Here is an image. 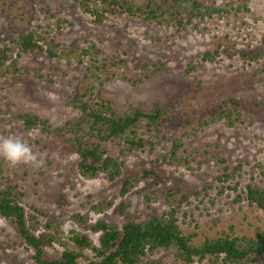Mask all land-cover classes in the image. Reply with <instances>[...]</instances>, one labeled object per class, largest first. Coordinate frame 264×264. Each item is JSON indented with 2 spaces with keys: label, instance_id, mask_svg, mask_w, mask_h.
<instances>
[{
  "label": "trees",
  "instance_id": "16d2710c",
  "mask_svg": "<svg viewBox=\"0 0 264 264\" xmlns=\"http://www.w3.org/2000/svg\"><path fill=\"white\" fill-rule=\"evenodd\" d=\"M73 2L91 16L95 26H101L111 18H126L139 24L162 27L172 36L185 31L197 19L205 20L230 12L203 0ZM12 6V0H0L3 11ZM40 9L44 15L41 22L0 44V80H9L10 85L15 86L16 81L47 80L54 83L59 76H71L74 81L71 79L70 82L75 88L67 105L74 113L55 124L40 113L22 110L15 100L0 92V99L6 106L5 109L0 107V117L4 120L11 118L27 131H39L54 137L55 142L62 146V156L78 157V173L84 178L95 179L103 175L109 182L119 181L120 187L117 195L99 200L89 211L72 213L69 219L76 226L66 232V220L27 199L30 196L18 183L11 182L6 174L10 164L0 159V214L13 225L30 259L35 264H264V221L254 235L236 234L235 231L209 235L188 229L181 219V212L186 204H190L189 194L180 188L165 193L167 209L161 213H128L131 206L126 199L128 194L140 184L150 185L172 172L159 165L142 162L138 169L125 175L126 161L111 153V149L116 148L122 157L152 155L169 139L170 149L161 153L156 161L161 159L169 165L188 163V156L196 151L187 152L185 139L198 137L200 129L216 123L225 122L229 127H235L243 118L239 107L244 108L247 103L224 98L216 112L199 118L193 133L169 138L163 125L174 107L157 100L153 104H131L121 110L117 102L102 91L105 84L116 80L132 86L143 84L161 72L163 60L137 59L132 56L130 48L109 56L95 41L82 47L76 43L68 44L64 39L68 20L46 2ZM69 24L72 25L71 22ZM146 37L153 43L163 42L159 34L148 33ZM222 54L230 57L239 54L246 63L259 62L264 56L261 49H242L239 52L229 48L208 50L200 60L190 62L184 76L196 78L194 72L206 63L215 62ZM43 58L55 65L47 69L40 62ZM261 93L264 95V91ZM182 101L187 103L191 99L184 97ZM179 112L181 116L177 118L185 120L186 107ZM185 152L189 155H184ZM213 156L216 157L215 154ZM220 162L224 166L222 174L217 177L221 183L219 193L222 194L226 188L237 190L238 184L232 183L236 181L238 167L225 165V158ZM258 169L264 175L263 161L254 162L251 173L255 174ZM243 191L245 200L264 213L263 181H256L253 177ZM117 199L119 202L115 205ZM147 199L153 200L150 196ZM111 208L127 219L122 224L105 218L92 219L91 212L99 214ZM93 235L98 236L97 240ZM162 253L165 257L160 256Z\"/></svg>",
  "mask_w": 264,
  "mask_h": 264
},
{
  "label": "rangeland",
  "instance_id": "374dc122",
  "mask_svg": "<svg viewBox=\"0 0 264 264\" xmlns=\"http://www.w3.org/2000/svg\"><path fill=\"white\" fill-rule=\"evenodd\" d=\"M44 1L57 8V13L68 20L64 36L68 44L76 43L82 47L95 41L109 56L130 48L132 56L137 59L163 60L161 72L143 84L132 86L116 80L105 84L102 91L115 100L121 110L131 104H153L157 100L165 106L174 107V112L171 111L163 125L164 133L169 138L186 132L193 133L199 118L211 116L224 98L247 103L244 108L239 107L243 118L235 127H229L225 122L216 123L200 129L198 137L185 139L187 152L196 151L191 156L184 153L189 157L188 163L169 165L161 159L156 161L161 153L170 149L169 139L152 155L122 157L116 148H112L111 153L126 161L125 175L138 169L142 162L156 164L172 172L152 181L150 185L142 183L128 194L126 199L131 202L128 213H161L167 209L165 193L180 188L183 193L189 194L190 204H186L181 212L186 228L209 235L222 231L254 235L264 221V213L245 200L243 190L253 177L264 184L260 169L255 174L251 173L254 162H264V95L261 93L264 91V56L259 62L246 63L239 54L233 57L222 54L215 62L206 63L194 72L196 78L184 76L183 73L190 62L200 60L208 50L229 48L239 52L242 49H261L264 53V0H203L230 12L205 20L197 19L176 36L170 35L162 27L139 24L126 18H111L105 24L95 26L91 16L77 7L73 0ZM12 2L13 6L8 11L0 8V44L13 35L27 32L44 18L40 9L45 3L43 0ZM148 33L161 35L163 42H151L146 37ZM40 62L47 69L55 65L46 58ZM71 79V76H59L54 83L47 80L16 81L15 86L10 85L9 80H0V92L15 100L22 110L40 113L58 124L74 113L67 105L75 88ZM184 97L191 99L188 105L182 101ZM0 107L6 108L5 101L1 99ZM184 107L185 120L178 119L181 116L179 110ZM6 119L0 117V138L10 135L22 138L43 160V165L38 168L10 164L6 174L11 182L18 183L30 196L27 199L66 220V232L76 226L69 219L72 213L89 211L92 204L118 194L119 181L109 182L103 175L95 179L81 176L77 169L78 157L62 156V146L55 142L54 137L39 131H27L20 123ZM221 158L227 159L225 165L230 168L238 167L236 181L232 183L238 184V189L226 188L222 194L219 193L221 183L217 179L224 166ZM147 196L153 200L149 201ZM118 202L119 199L115 205ZM91 217L93 220L105 218L120 224L127 219L114 208L99 214L91 212ZM93 237L95 240L98 238L97 235ZM160 256L165 257L164 253ZM0 264H35L29 252L21 246L13 225L1 214Z\"/></svg>",
  "mask_w": 264,
  "mask_h": 264
},
{
  "label": "clouds",
  "instance_id": "9594fccd",
  "mask_svg": "<svg viewBox=\"0 0 264 264\" xmlns=\"http://www.w3.org/2000/svg\"><path fill=\"white\" fill-rule=\"evenodd\" d=\"M0 159L11 165L26 164L37 168L43 165V160L22 138L12 135L0 138Z\"/></svg>",
  "mask_w": 264,
  "mask_h": 264
}]
</instances>
